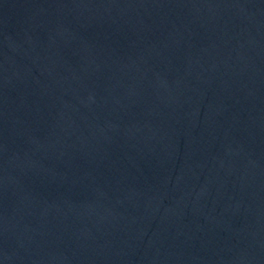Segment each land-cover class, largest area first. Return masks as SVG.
<instances>
[{
	"label": "water",
	"instance_id": "water-1",
	"mask_svg": "<svg viewBox=\"0 0 264 264\" xmlns=\"http://www.w3.org/2000/svg\"><path fill=\"white\" fill-rule=\"evenodd\" d=\"M0 264H264V0H0Z\"/></svg>",
	"mask_w": 264,
	"mask_h": 264
}]
</instances>
